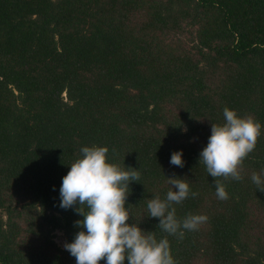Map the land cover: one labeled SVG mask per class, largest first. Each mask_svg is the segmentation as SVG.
<instances>
[{
    "label": "trees",
    "instance_id": "1",
    "mask_svg": "<svg viewBox=\"0 0 264 264\" xmlns=\"http://www.w3.org/2000/svg\"><path fill=\"white\" fill-rule=\"evenodd\" d=\"M225 106L262 128L220 199L199 154ZM91 144L137 167L129 220L167 236L177 264H264L251 179L264 177V0H0V264H75L55 231L72 240L81 217L59 189ZM177 149L183 166L169 162ZM168 175L197 193L177 216L208 217L182 238L148 216Z\"/></svg>",
    "mask_w": 264,
    "mask_h": 264
},
{
    "label": "clouds",
    "instance_id": "2",
    "mask_svg": "<svg viewBox=\"0 0 264 264\" xmlns=\"http://www.w3.org/2000/svg\"><path fill=\"white\" fill-rule=\"evenodd\" d=\"M223 121L211 124L208 141L199 154L200 163L215 177L216 194L220 199L229 196L220 177L241 178L240 164L255 148L261 135V123L252 114H241L225 106ZM107 145L91 144L80 148L81 155L70 163L60 185V206H75L80 214L74 221L78 226L74 238L64 247L75 257V264H177L167 236L157 237L154 231L130 222L126 204L128 187L140 181L137 167H120L108 158ZM173 165L183 166V149L170 156ZM173 186L162 197L154 194L147 200L148 216L157 217L158 225L166 233L182 238L184 230H194L207 220L202 213H188L178 217L176 203L189 195L195 196L184 176L171 175ZM251 179L264 190V177L253 172Z\"/></svg>",
    "mask_w": 264,
    "mask_h": 264
},
{
    "label": "rangeland",
    "instance_id": "3",
    "mask_svg": "<svg viewBox=\"0 0 264 264\" xmlns=\"http://www.w3.org/2000/svg\"><path fill=\"white\" fill-rule=\"evenodd\" d=\"M55 239L58 242L59 245L64 247V243L66 242L65 234L62 230L57 229L55 231Z\"/></svg>",
    "mask_w": 264,
    "mask_h": 264
}]
</instances>
